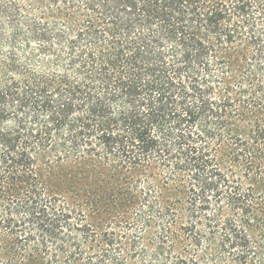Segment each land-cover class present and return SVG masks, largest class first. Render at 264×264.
Segmentation results:
<instances>
[{
  "label": "trees",
  "instance_id": "trees-1",
  "mask_svg": "<svg viewBox=\"0 0 264 264\" xmlns=\"http://www.w3.org/2000/svg\"><path fill=\"white\" fill-rule=\"evenodd\" d=\"M0 264H264V0H0Z\"/></svg>",
  "mask_w": 264,
  "mask_h": 264
}]
</instances>
